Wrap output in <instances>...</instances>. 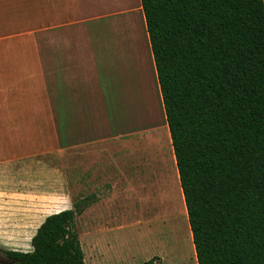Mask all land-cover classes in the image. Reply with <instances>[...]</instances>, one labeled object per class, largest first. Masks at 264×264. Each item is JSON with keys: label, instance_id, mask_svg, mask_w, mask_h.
Returning <instances> with one entry per match:
<instances>
[{"label": "crops", "instance_id": "0c3cea01", "mask_svg": "<svg viewBox=\"0 0 264 264\" xmlns=\"http://www.w3.org/2000/svg\"><path fill=\"white\" fill-rule=\"evenodd\" d=\"M161 174L180 186L142 1L0 0V213L82 200L101 228L85 264H162V239L121 235ZM191 245L181 264H198Z\"/></svg>", "mask_w": 264, "mask_h": 264}, {"label": "trees", "instance_id": "16d2710c", "mask_svg": "<svg viewBox=\"0 0 264 264\" xmlns=\"http://www.w3.org/2000/svg\"><path fill=\"white\" fill-rule=\"evenodd\" d=\"M141 1L198 264H264V0ZM83 209L47 215L6 257L85 264Z\"/></svg>", "mask_w": 264, "mask_h": 264}, {"label": "rangeland", "instance_id": "374dc122", "mask_svg": "<svg viewBox=\"0 0 264 264\" xmlns=\"http://www.w3.org/2000/svg\"><path fill=\"white\" fill-rule=\"evenodd\" d=\"M164 147L165 145L162 142V148ZM154 152L156 153L155 149ZM154 152L150 147L147 154L152 155ZM162 155H164V160L167 162L168 158H165L167 155L164 150ZM152 162L154 167L157 165L160 167L158 160ZM168 169L169 171L171 170L170 166L166 167V170ZM168 175L163 174L162 178L161 174L152 184H149V193L146 197L136 196L134 205L139 207V209L135 208L134 211L129 209V212L125 213L124 217L127 218L129 216L130 219H123L122 225H127L128 228L122 229L121 235L126 236L128 230H134L133 236L137 239V243L142 250L148 242H150V247H153L151 241H147V239L151 238L154 240L157 238L158 241L162 239L164 243L162 264H181V255L184 257L188 255L187 260L189 261L193 258L191 245L193 236L181 185H177V179L175 178L174 183L171 184L170 182L169 184V181H167ZM127 199L129 200V198ZM47 215L49 214L39 211L23 213L17 211L14 207H10L7 212L0 213V264H15L6 257L5 250H31V238ZM88 216L89 213L83 212L77 217V231L86 258L89 257L90 253L88 242H92L94 237L99 238L101 232V228L96 229V226L92 230L86 229L85 225L86 221L89 220L87 219ZM134 222L138 225H131ZM116 232L118 231H114L110 235H116ZM91 252L95 255L94 246H91ZM138 259L143 261L144 257L142 256ZM103 260H106V258ZM87 262L89 264V259H87Z\"/></svg>", "mask_w": 264, "mask_h": 264}]
</instances>
